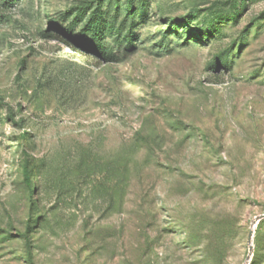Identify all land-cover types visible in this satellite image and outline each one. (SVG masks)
I'll return each instance as SVG.
<instances>
[{
	"label": "rangeland",
	"instance_id": "obj_1",
	"mask_svg": "<svg viewBox=\"0 0 264 264\" xmlns=\"http://www.w3.org/2000/svg\"><path fill=\"white\" fill-rule=\"evenodd\" d=\"M3 2L0 264H264V0Z\"/></svg>",
	"mask_w": 264,
	"mask_h": 264
},
{
	"label": "trees",
	"instance_id": "obj_2",
	"mask_svg": "<svg viewBox=\"0 0 264 264\" xmlns=\"http://www.w3.org/2000/svg\"><path fill=\"white\" fill-rule=\"evenodd\" d=\"M6 0H4L3 2V6L5 5ZM9 2V1H8ZM93 14L96 16V12H93ZM93 16V15H92ZM6 20V16L3 13H0V24L4 23ZM101 20L98 16H96L93 20H88L86 23V29L85 32L90 34V37H92V39H95V42L99 41V37L98 34L96 32H100L101 29ZM84 45V44H83ZM82 46V48H84V46ZM95 48H93V50L95 49L96 52L102 53V50L98 47V46H94ZM104 52V51H103ZM28 168L27 166H23V176H24V180L28 181Z\"/></svg>",
	"mask_w": 264,
	"mask_h": 264
},
{
	"label": "water",
	"instance_id": "obj_3",
	"mask_svg": "<svg viewBox=\"0 0 264 264\" xmlns=\"http://www.w3.org/2000/svg\"><path fill=\"white\" fill-rule=\"evenodd\" d=\"M263 218L264 215H261L257 218V220H262ZM251 238H252V231L248 234L249 253L252 251Z\"/></svg>",
	"mask_w": 264,
	"mask_h": 264
}]
</instances>
